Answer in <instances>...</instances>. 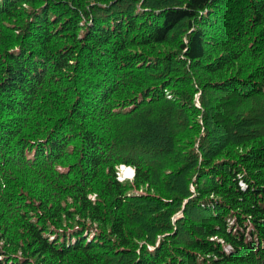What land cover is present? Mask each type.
I'll list each match as a JSON object with an SVG mask.
<instances>
[{"label":"trees","instance_id":"obj_1","mask_svg":"<svg viewBox=\"0 0 264 264\" xmlns=\"http://www.w3.org/2000/svg\"><path fill=\"white\" fill-rule=\"evenodd\" d=\"M0 264H264V0H0Z\"/></svg>","mask_w":264,"mask_h":264},{"label":"rangeland","instance_id":"obj_2","mask_svg":"<svg viewBox=\"0 0 264 264\" xmlns=\"http://www.w3.org/2000/svg\"><path fill=\"white\" fill-rule=\"evenodd\" d=\"M118 173H119V179L120 180H127V181H131L132 176H133V169H131V167H127V166H120L118 168ZM93 197V195H92Z\"/></svg>","mask_w":264,"mask_h":264}]
</instances>
